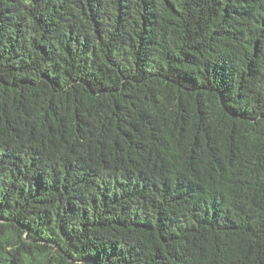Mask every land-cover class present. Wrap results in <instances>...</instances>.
Here are the masks:
<instances>
[{
	"label": "trees",
	"instance_id": "16d2710c",
	"mask_svg": "<svg viewBox=\"0 0 264 264\" xmlns=\"http://www.w3.org/2000/svg\"><path fill=\"white\" fill-rule=\"evenodd\" d=\"M0 264H264V0H0Z\"/></svg>",
	"mask_w": 264,
	"mask_h": 264
}]
</instances>
